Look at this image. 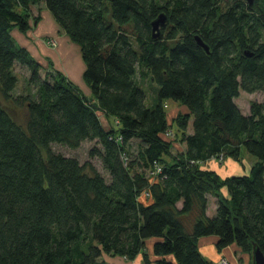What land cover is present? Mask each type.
<instances>
[{
  "label": "trees",
  "instance_id": "obj_1",
  "mask_svg": "<svg viewBox=\"0 0 264 264\" xmlns=\"http://www.w3.org/2000/svg\"><path fill=\"white\" fill-rule=\"evenodd\" d=\"M40 2L78 46L90 98L59 71L41 77L11 36L32 29L28 11ZM17 64L29 77L15 95ZM137 77L157 86L153 106ZM257 91L264 0H0V264H214L198 251L207 236L217 251L264 254V101L246 114L235 103ZM165 101L185 111L169 120ZM13 108L25 110L24 126ZM92 141L108 179L49 148ZM241 148L255 158L248 175L207 168L239 161Z\"/></svg>",
  "mask_w": 264,
  "mask_h": 264
},
{
  "label": "rangeland",
  "instance_id": "obj_2",
  "mask_svg": "<svg viewBox=\"0 0 264 264\" xmlns=\"http://www.w3.org/2000/svg\"><path fill=\"white\" fill-rule=\"evenodd\" d=\"M35 6V7H33ZM31 7L32 10H31ZM30 10L28 13L31 14V19L34 15H37L40 10L43 9L42 4H36L31 5ZM38 8V9H37ZM40 14V13H39ZM33 23V22H32ZM39 27H37L35 31V35L32 37L35 40L41 42L45 47V52L47 54L44 55L45 58L52 57V55L55 53L58 61L55 60L57 63V67L64 72V75L67 76L70 81L78 88L79 91L84 92V86L85 82L83 80L82 74H78V65L81 63V55L80 51L77 45L73 44L71 41L68 40L66 37V43L60 38L58 33L55 30V24L50 17L49 12L45 9L43 12H41V18L39 22ZM15 33V32H14ZM15 41H17L16 44H18V39L15 34H13ZM47 39H53L55 41V47L51 48L46 46L45 40ZM76 52V53H75ZM58 53V54H57ZM60 57V58H59ZM40 60L43 63V58L40 57ZM46 60V59H45ZM78 64V65H77ZM69 73H67V72ZM14 72L18 79V85L16 90L14 91V94H24L25 90V80L29 77V71L26 70L23 66L17 64L15 66ZM47 71L40 70V76L44 77ZM83 81L85 84H82ZM136 81L138 84L143 88L145 94H146V105L151 107L153 106L157 101V86L152 84L149 79L140 80L138 77L136 78ZM86 87V86H85ZM262 102L264 101V93L263 92H256L253 94H247L240 92L238 98L235 100V103L238 108L242 111L243 114H246L249 111V104L251 102ZM2 102V101H1ZM3 103V102H2ZM165 111L167 113L168 119H172L175 117L178 113H182V108L174 103L173 101H165ZM10 115L12 116L13 120L20 124L21 126L25 125V110L23 108H13L9 109ZM173 132L176 131L174 125L172 126ZM95 145V142H83L79 148L77 149H69L63 145L59 144H51L50 145V151L55 154H61L66 157L76 158L81 165H85V172H89L88 165L93 166L99 173H101L106 179H108L107 173L102 169L100 160L95 157H90L88 152L89 150ZM181 146L177 141H175V149L174 152L180 151ZM240 160L235 162L231 157H226V159H222V157H217L209 162L206 163V166L209 170H211V167H215L216 170L213 171L216 173L221 179H225L226 177H237L241 175H248L250 167L255 164V158L251 156L248 152H246L243 148L240 149ZM43 156L46 157L45 152H42ZM224 191V190H223ZM225 192V191H224ZM210 201L213 203V200L211 197ZM213 205V204H212ZM211 207V206H210ZM214 236H207L205 238H200L197 243L198 251L200 254L204 257L206 260L214 259L215 256L219 253L215 247V244L217 243L215 241H208L207 239L212 238ZM206 239V242L200 241ZM154 242V241H153ZM211 243V244H210ZM233 247V246H230ZM224 248L225 250H229V248ZM238 253L234 256V263L236 264H252L251 262V254H247L244 252H239V250H236ZM149 255H151V248L148 252ZM221 260H225L228 263V260L224 257L219 258L218 261L213 262L214 264H220ZM115 261V260H113ZM229 264V263H228Z\"/></svg>",
  "mask_w": 264,
  "mask_h": 264
},
{
  "label": "crops",
  "instance_id": "obj_3",
  "mask_svg": "<svg viewBox=\"0 0 264 264\" xmlns=\"http://www.w3.org/2000/svg\"><path fill=\"white\" fill-rule=\"evenodd\" d=\"M39 4H42L43 5V9L42 10H40V12H38V14L37 15H34L33 17H35L34 19H33V21H32V19H31V14H30V22H31V24H32V29L30 30V31H28V32H26V33H21V32H19L17 29H14V30H12V32H11V36L13 37V39H14V36H13V34H15L16 35V37H17V39H18V44L17 45H19V46H21V47H23L24 49H26V51L28 52V54H29V56L32 58V59H34L35 61H37L38 63H40L41 64V66H42V68H43V70L44 71H47V72H53V71H59L66 79H67V81H69L73 86H75L71 81H70V79L67 77V76H65L64 75V72H62L58 67H57V63L55 62V60H57L58 61V58H57V56H56V54L54 53L53 55H52V57H47V58H45L44 57V55L45 54H47L46 52H45V47H44V45L41 43V42H39V41H37V40H35L34 38H36V36L34 37V38H32L34 35H35V31H36V29H37V27H39L38 25H39V22H40V18H41V12H43L46 8H45V6H44V3H42V2H40ZM33 7H35V6H33ZM33 7H31V10H32V8ZM38 9V8H37ZM40 13V14H39ZM50 14V13H49ZM50 17L52 18V16L50 15ZM52 20H53V22H54V24H55V30H57L56 32L58 33V35L60 36V38L66 43V34L59 28V26L56 24V22H55V20L52 18ZM33 22V23H32ZM15 32V33H14ZM68 38V37H67ZM15 40V39H14ZM66 40V41H65ZM68 40H69V38H68ZM70 41V40H69ZM16 43H17V41H15ZM68 42V41H67ZM58 45H56V47H57ZM56 47H54V48H56ZM76 53V52H75ZM58 54V53H57ZM40 57H42L43 58V63H42V61L40 60ZM60 58V57H59ZM46 59V60H45ZM81 63L82 64H80V65H78V74L80 75V74H83V71H84V64H83V62H82V60H81ZM67 72V71H66ZM67 73H69V72H67ZM82 82V84H85L83 81H81ZM86 86V87H85ZM85 86H84V92H81L85 97H87V98H90V91H89V88H88V86L85 84ZM75 88H76V86H75ZM78 89V88H77ZM182 108V111L184 112L185 111V109L183 108V107H181ZM101 117V116H100ZM105 121V126L106 125H109V121H107V120H104ZM211 170H213V171H215L216 170V168L215 167H211L210 168ZM223 193V195H225V192H222ZM212 198V197H211ZM212 200H213V203L210 201V198H209V201H208V205H207V215H209V216H211V215H213L214 214V212H215V200H214V198H212ZM213 204V205H212ZM211 206V207H210ZM208 241H215L216 240V238L215 237H212V238H209V239H207ZM206 239H203V240H200V241H203V242H206L207 241ZM212 243V242H211ZM210 243V244H211ZM231 246H233V247H230L229 248V250H225V249H223V250H221V251H218L219 253L215 256V258L214 259H210L212 262H216V261H218L219 260V258H221V257H224V258H226L227 260H228V263L229 264H236V263H234V254L235 255H237V251L236 250H238L237 248H236V246L235 245H231ZM152 247V240H150V241H148L147 243H146V249H147V252H149V250H150V248ZM150 257V260L152 261V262H154L155 261V257H153L152 256V254L151 255H149ZM167 259H171L170 257H167ZM113 260H115V261H113ZM107 262L108 263H110V264H142V258H141V256H137L133 261H131V262H126L124 259H118V258H113V259H107ZM153 264V263H152Z\"/></svg>",
  "mask_w": 264,
  "mask_h": 264
},
{
  "label": "water",
  "instance_id": "obj_4",
  "mask_svg": "<svg viewBox=\"0 0 264 264\" xmlns=\"http://www.w3.org/2000/svg\"><path fill=\"white\" fill-rule=\"evenodd\" d=\"M249 6H252L254 0H245ZM166 22V18L164 14H160L152 23V35L153 37H157L159 33V27L163 26ZM196 43L198 46L202 47L204 51L207 53L208 52V47L203 43L199 37L195 38ZM252 253H251V262L252 264H264V254L262 251L259 250L258 247L253 246L252 247Z\"/></svg>",
  "mask_w": 264,
  "mask_h": 264
},
{
  "label": "built area",
  "instance_id": "obj_5",
  "mask_svg": "<svg viewBox=\"0 0 264 264\" xmlns=\"http://www.w3.org/2000/svg\"><path fill=\"white\" fill-rule=\"evenodd\" d=\"M45 44L48 47L54 48L55 47V41L53 39H47L45 40ZM168 137L170 136V134H166ZM220 264H228L225 260H221Z\"/></svg>",
  "mask_w": 264,
  "mask_h": 264
}]
</instances>
